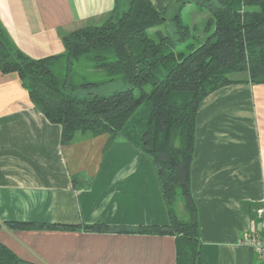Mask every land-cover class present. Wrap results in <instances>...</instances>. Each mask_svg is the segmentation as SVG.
Returning <instances> with one entry per match:
<instances>
[{"label":"crops","instance_id":"1","mask_svg":"<svg viewBox=\"0 0 264 264\" xmlns=\"http://www.w3.org/2000/svg\"><path fill=\"white\" fill-rule=\"evenodd\" d=\"M148 1L161 12L172 0ZM190 4L181 18L195 11ZM113 7L114 0H0V24L22 54L42 59L63 54L64 35L102 25ZM155 171L121 138L108 144L107 135L78 133L62 144L60 126L34 107L17 75L0 73V244L18 259L176 264L173 236L117 232L169 224ZM190 191L201 264H264L243 241L264 210L263 84L229 85L200 102Z\"/></svg>","mask_w":264,"mask_h":264},{"label":"trees","instance_id":"2","mask_svg":"<svg viewBox=\"0 0 264 264\" xmlns=\"http://www.w3.org/2000/svg\"><path fill=\"white\" fill-rule=\"evenodd\" d=\"M187 3L172 0L158 12L148 0H114L102 25L64 35L63 54L42 59L22 54L0 24V73L17 75L34 107L60 126L62 144L78 133L107 135L108 144L121 138L146 155L156 170L169 224L117 232L173 236L176 264H201V235L190 191L196 113L200 102L218 89L264 85V0L194 2L208 12L197 37L192 34L195 25L182 23L181 9ZM179 44L184 49L176 50ZM78 68L101 76L100 81H77ZM115 83L125 88L92 93ZM177 203L184 209L182 217ZM0 264L30 263L0 244Z\"/></svg>","mask_w":264,"mask_h":264},{"label":"rangeland","instance_id":"3","mask_svg":"<svg viewBox=\"0 0 264 264\" xmlns=\"http://www.w3.org/2000/svg\"><path fill=\"white\" fill-rule=\"evenodd\" d=\"M193 7L195 8V11H183L182 13V23L184 24H188L190 26H192L193 24L195 25V29L193 30L192 34L193 36L197 37L198 35H200L202 28L204 27V23L205 21H199L202 20L201 19V15H204L205 10L203 8H201L200 6H197V4H195L194 2H190ZM203 13V14H202ZM195 22L193 23L192 22ZM158 29V28H157ZM170 30V28H168ZM155 29L149 30V32L151 33L152 31H154ZM164 30V28H163ZM193 41V40H192ZM184 49V44H179L176 46V50H182ZM77 81L82 82V80H87V81H91V82H98L101 79V76L95 74L94 72H89L87 73L86 71L80 70L78 68L77 70ZM125 85L122 83H115V84H105L100 86L97 89H94L92 91V93H96V94H100V95H106V94H110L111 92H113L114 90H118V89H124ZM176 210L178 212V216L182 217L184 215V209H182V205L181 203H177L176 205Z\"/></svg>","mask_w":264,"mask_h":264},{"label":"built area","instance_id":"4","mask_svg":"<svg viewBox=\"0 0 264 264\" xmlns=\"http://www.w3.org/2000/svg\"><path fill=\"white\" fill-rule=\"evenodd\" d=\"M256 215L260 222L243 236L244 244L252 247L260 257H264V210L259 209Z\"/></svg>","mask_w":264,"mask_h":264},{"label":"water","instance_id":"5","mask_svg":"<svg viewBox=\"0 0 264 264\" xmlns=\"http://www.w3.org/2000/svg\"><path fill=\"white\" fill-rule=\"evenodd\" d=\"M181 1H188V2H201V1H204V0H181Z\"/></svg>","mask_w":264,"mask_h":264}]
</instances>
